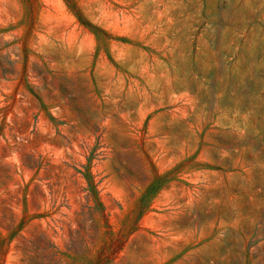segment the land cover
I'll return each instance as SVG.
<instances>
[{
	"label": "rangeland",
	"instance_id": "1",
	"mask_svg": "<svg viewBox=\"0 0 264 264\" xmlns=\"http://www.w3.org/2000/svg\"><path fill=\"white\" fill-rule=\"evenodd\" d=\"M0 264H264V0H0Z\"/></svg>",
	"mask_w": 264,
	"mask_h": 264
},
{
	"label": "trees",
	"instance_id": "2",
	"mask_svg": "<svg viewBox=\"0 0 264 264\" xmlns=\"http://www.w3.org/2000/svg\"><path fill=\"white\" fill-rule=\"evenodd\" d=\"M80 23L85 26L86 28L88 29H96L95 27H93L91 24H89L88 22H85V20H83L82 18L78 17ZM85 181L87 182L88 184V191L91 193V195H95L97 194V188H96V184H95V181H94V178L90 172V170L86 169V173L82 174Z\"/></svg>",
	"mask_w": 264,
	"mask_h": 264
}]
</instances>
